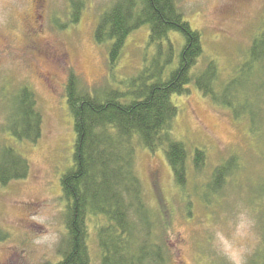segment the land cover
Instances as JSON below:
<instances>
[{
    "label": "rangeland",
    "instance_id": "1",
    "mask_svg": "<svg viewBox=\"0 0 264 264\" xmlns=\"http://www.w3.org/2000/svg\"><path fill=\"white\" fill-rule=\"evenodd\" d=\"M71 1L0 0V149L11 146L29 163L25 178L0 184V225L9 232V239L0 243V264L61 258L68 232L61 179L74 164L76 140L66 85L72 73L90 88L112 81L110 43H97L95 30L115 0H83L79 20L63 27L70 20ZM177 3L202 35L204 54L198 68L215 58L222 78H228L264 28V0ZM149 34L144 25L129 35L114 69L116 79L132 76L148 63L154 54ZM24 85L34 91L42 115L36 143L16 140L7 130L10 100ZM173 102L179 108L174 137L190 153L203 149L208 159L202 171L190 172L183 192L164 149L151 152L137 144V170L147 201L167 227L169 264H249L264 246V133H253L247 116L235 119L230 108L215 104L194 83L186 94L173 96ZM256 107L262 117L264 104ZM231 156L237 157L236 170L220 188H209L215 167ZM88 244L92 264H100L93 230Z\"/></svg>",
    "mask_w": 264,
    "mask_h": 264
},
{
    "label": "trees",
    "instance_id": "2",
    "mask_svg": "<svg viewBox=\"0 0 264 264\" xmlns=\"http://www.w3.org/2000/svg\"><path fill=\"white\" fill-rule=\"evenodd\" d=\"M83 8V0H72L70 20L63 27L77 22ZM144 25L150 28L154 54L136 74L116 79L114 69L127 38ZM95 40L110 43L112 81L90 88L72 73L66 85L76 133L74 164L61 179L68 232L61 258L43 264H92L91 230L101 250L100 264H169L167 227L147 201L137 170V144L151 152L164 149L175 183L184 192L190 172L202 171L208 159L203 149L190 153L173 134L179 112L173 96L186 94L191 83L215 104L230 108L235 119L247 116L253 133H264V115L256 107L264 104V28L252 39L246 60L228 78H222L215 58L198 68L204 54L202 35L185 19L177 0H115L100 16ZM9 105L7 130L16 140L36 143L42 115L34 91L24 85ZM237 162L231 156L215 167L208 187L220 188ZM28 173L24 155L11 146L0 149L1 185ZM8 239L9 232L0 225V243ZM249 264H264V246Z\"/></svg>",
    "mask_w": 264,
    "mask_h": 264
}]
</instances>
